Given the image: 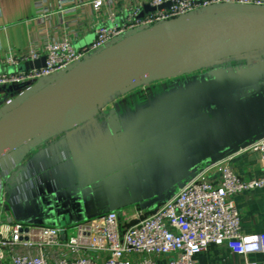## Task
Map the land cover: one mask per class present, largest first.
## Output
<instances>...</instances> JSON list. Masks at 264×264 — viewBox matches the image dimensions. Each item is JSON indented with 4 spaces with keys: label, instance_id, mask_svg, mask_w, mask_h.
Listing matches in <instances>:
<instances>
[{
    "label": "crops",
    "instance_id": "crops-1",
    "mask_svg": "<svg viewBox=\"0 0 264 264\" xmlns=\"http://www.w3.org/2000/svg\"><path fill=\"white\" fill-rule=\"evenodd\" d=\"M78 1L85 6L74 13L84 27L77 47L92 41V26L99 20L110 25L126 17L118 0L99 13L92 9L94 0ZM127 1L141 4L143 12L150 6L146 0ZM46 5L58 11L60 0H46ZM112 11L113 22L106 20ZM60 19L52 14L48 24ZM41 20L34 0H0V72L15 70L3 61L27 48ZM5 95L0 93V103ZM262 138L264 50L175 78H150L102 100L98 114L87 122L0 159V217L70 226L77 217L88 219L101 211L116 212L123 226L135 224L209 163L226 161L245 179L260 177V155L236 153ZM209 179L216 182L218 175L210 173ZM235 204L243 233H263L264 189L238 195ZM241 259L226 245L201 255L208 264Z\"/></svg>",
    "mask_w": 264,
    "mask_h": 264
},
{
    "label": "built area",
    "instance_id": "built-area-1",
    "mask_svg": "<svg viewBox=\"0 0 264 264\" xmlns=\"http://www.w3.org/2000/svg\"><path fill=\"white\" fill-rule=\"evenodd\" d=\"M114 1L94 0L91 6L95 13L104 12ZM146 1L155 8L165 3L170 6L141 17V4L118 0V8L126 12L123 22H113L116 14L110 12L106 20L113 23L99 20L92 26V41L77 47L84 27L78 21L79 14L74 13L82 10L85 3L60 0L59 10L55 11L46 5V0H34L36 13L42 18L38 30L24 51L10 54L3 61L15 70L0 72V87L25 86L4 96L0 112L9 111L24 95L53 83L84 60L154 25L203 13L264 10V0ZM63 5L70 7L62 9ZM57 13L61 15L60 22L48 24L52 14ZM42 57L46 59L44 67L17 70L19 65ZM246 152L260 155V177L245 179L226 161L209 163L192 174L152 215L138 218L135 224L121 225L116 212L88 219L77 217L70 226L0 217V264H208L201 255L224 245L242 258L235 264H264V259L254 258L264 257V232L245 235L235 204L238 195L264 189V138L236 155ZM210 173L218 175L216 182L209 179Z\"/></svg>",
    "mask_w": 264,
    "mask_h": 264
},
{
    "label": "water",
    "instance_id": "water-1",
    "mask_svg": "<svg viewBox=\"0 0 264 264\" xmlns=\"http://www.w3.org/2000/svg\"><path fill=\"white\" fill-rule=\"evenodd\" d=\"M157 8L146 5L141 17ZM264 50V10L180 17L134 33L67 71L0 116V159L36 139L69 131L99 112V103L150 78L190 74L223 59ZM45 57L17 67L45 66ZM13 71V70H11ZM25 85L0 87L14 94ZM110 123L117 127L114 119ZM104 214L99 211L89 216Z\"/></svg>",
    "mask_w": 264,
    "mask_h": 264
}]
</instances>
